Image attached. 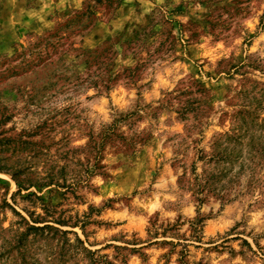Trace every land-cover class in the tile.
Masks as SVG:
<instances>
[{"label":"rangeland","instance_id":"obj_1","mask_svg":"<svg viewBox=\"0 0 264 264\" xmlns=\"http://www.w3.org/2000/svg\"><path fill=\"white\" fill-rule=\"evenodd\" d=\"M246 112L264 119V0H0V226L41 228L3 260L264 264V166L195 194Z\"/></svg>","mask_w":264,"mask_h":264},{"label":"trees","instance_id":"obj_2","mask_svg":"<svg viewBox=\"0 0 264 264\" xmlns=\"http://www.w3.org/2000/svg\"><path fill=\"white\" fill-rule=\"evenodd\" d=\"M112 2L113 0H109V5ZM89 14H91L90 11ZM170 38L161 43L152 56L166 52V46L168 48L169 44L172 43H169ZM101 58V54H93L89 56V61L92 62V65H96L99 64ZM140 71L141 67L130 69L126 72V78L135 83L139 80ZM106 89L109 90L110 87L106 86ZM259 120L260 118L253 113H240L237 116V128L235 130L231 133H220L216 136L211 157L206 162L209 166L214 165L216 173L212 174L204 185L198 184L195 186V194L202 195L204 191H208L225 200L231 195L232 191L236 190V187L240 185L242 176L247 173L250 174V188H255L262 183L257 174L259 169L264 166V119L261 122ZM199 200L201 201V199ZM18 215L20 214L18 213ZM21 218L27 223L23 216ZM39 229L41 228L29 225L26 232H13L0 226V241L2 242L0 259L3 260L5 255L10 254L12 250H17L25 257L31 254L32 242L29 237L32 231ZM3 261L0 264H8L6 260Z\"/></svg>","mask_w":264,"mask_h":264}]
</instances>
